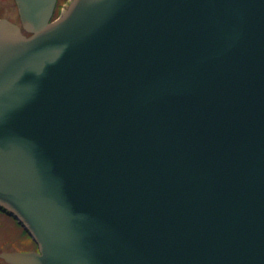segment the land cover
<instances>
[{
  "label": "water",
  "instance_id": "95a60500",
  "mask_svg": "<svg viewBox=\"0 0 264 264\" xmlns=\"http://www.w3.org/2000/svg\"><path fill=\"white\" fill-rule=\"evenodd\" d=\"M14 0L0 19L8 264H264V0Z\"/></svg>",
  "mask_w": 264,
  "mask_h": 264
},
{
  "label": "rangeland",
  "instance_id": "374dc122",
  "mask_svg": "<svg viewBox=\"0 0 264 264\" xmlns=\"http://www.w3.org/2000/svg\"><path fill=\"white\" fill-rule=\"evenodd\" d=\"M66 4L61 8V12L65 9ZM0 19H7L17 25L20 24L14 0H0ZM22 228L15 219H5L0 215V252H22L34 247L31 245L29 237L24 234L25 232L23 233Z\"/></svg>",
  "mask_w": 264,
  "mask_h": 264
},
{
  "label": "flooded vegetation",
  "instance_id": "af4514ba",
  "mask_svg": "<svg viewBox=\"0 0 264 264\" xmlns=\"http://www.w3.org/2000/svg\"><path fill=\"white\" fill-rule=\"evenodd\" d=\"M0 215H2L5 219L7 218H12L14 219L11 215H9L6 211H4L3 209L0 208ZM16 221V220H15ZM23 229V228H22ZM25 232V233H24ZM23 233L26 234L29 239L32 241V239L30 238V236L27 234V232L23 229ZM33 242V241H32ZM34 243V242H33ZM30 251H38V248L36 246V244L34 243V247L31 248L30 250H26V251H22V252H30ZM0 264H8L6 263L4 260L0 259Z\"/></svg>",
  "mask_w": 264,
  "mask_h": 264
},
{
  "label": "trees",
  "instance_id": "16d2710c",
  "mask_svg": "<svg viewBox=\"0 0 264 264\" xmlns=\"http://www.w3.org/2000/svg\"><path fill=\"white\" fill-rule=\"evenodd\" d=\"M69 0H58L56 7H55V11H54V15L53 18H56L60 15L61 13V8L63 7L64 4H66ZM31 245H34L33 242L31 241Z\"/></svg>",
  "mask_w": 264,
  "mask_h": 264
}]
</instances>
